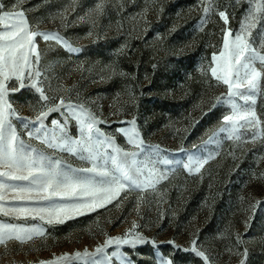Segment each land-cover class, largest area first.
<instances>
[{
    "label": "rangeland",
    "instance_id": "1",
    "mask_svg": "<svg viewBox=\"0 0 264 264\" xmlns=\"http://www.w3.org/2000/svg\"><path fill=\"white\" fill-rule=\"evenodd\" d=\"M3 2L9 6L18 3L20 6L16 10H25L32 30L58 31L74 47L82 49L81 53L74 54L62 48L47 53L49 42L38 39L39 50L47 53L41 61L42 70L52 73L51 84L59 90L58 97H63L66 103L70 100L77 104L79 93V102H87L86 107L98 119L106 121L97 127L108 136H113L119 127L131 131L130 123L121 124L120 121L135 118V128L146 144L161 146L160 155L154 159L156 167L167 171L169 178L157 185L156 192L147 194L150 203L138 206L139 196L146 193L127 191V199H123L125 193L122 192L120 200L107 209L64 225L53 227L29 219L27 226L35 224L43 228L46 235L23 245L11 241L8 251L0 246V264H38L64 253H83L85 249L91 254L109 236H122L133 221L145 225L137 231L154 239L163 257H168L171 251L166 243L168 240L190 247L189 242L198 238L200 249L209 257L208 264H239L246 247L247 264H264V205L257 206L259 201H264V143L259 138L252 142L250 136L241 141L227 140V134L218 133V128L222 116L231 113L230 106L221 104L209 112L208 103L214 102L217 96L226 95V87L218 85L209 70L214 49L218 55V49L223 46V21L218 12L226 11L229 26L239 30L248 9L254 8L255 0L252 3L249 0ZM97 4L104 5L103 14L97 12ZM209 4L211 10L205 14L203 7ZM64 21L68 23L67 28ZM136 51L141 52V59L129 70L121 58L127 52ZM256 66L259 67V62ZM113 71L129 75L114 76ZM38 96L34 90L25 88L19 93H10L9 101L18 116L34 121L40 107ZM235 99L243 105V101ZM121 105L126 109L122 115H110ZM257 111L264 113V96H258ZM206 112L209 114L204 115ZM57 116L62 121L65 113H53L45 122L48 129L52 127L51 119ZM12 123L26 143L53 154L34 138L35 133L30 139L15 117ZM74 124L75 121L69 125L70 134L78 138ZM213 132L218 133L214 137L216 142L204 145L203 141ZM115 142L125 150H135L127 144L123 134L115 135ZM194 145L200 147L194 148ZM181 148L184 151H180ZM209 153H213L214 158L200 174H189L183 168L188 155L205 158ZM55 155H62L73 167L81 166L77 158L67 153L57 151ZM138 159H144V155ZM161 159L173 163L161 164ZM4 196L0 204L8 207L15 201L16 193L8 190ZM0 223L24 221L0 213ZM238 234L243 241L240 244L236 242ZM115 249L116 245H111L105 252L110 254ZM120 251L136 264H156L151 243L135 249L121 245ZM103 256V253H96L90 259L101 260ZM176 259L178 264H204L202 258L183 251L176 254ZM88 262L86 258L71 264ZM113 264L119 261L113 258Z\"/></svg>",
    "mask_w": 264,
    "mask_h": 264
},
{
    "label": "snow or ice",
    "instance_id": "2",
    "mask_svg": "<svg viewBox=\"0 0 264 264\" xmlns=\"http://www.w3.org/2000/svg\"><path fill=\"white\" fill-rule=\"evenodd\" d=\"M252 2L253 0H249V3ZM19 6L18 3L9 6L0 0V26L3 29L0 30V202L5 200L4 192L11 190L16 193L15 201L8 207L0 204V213L5 217L12 216L24 221L19 224L0 223V246H4L5 251H8L7 245L11 241L23 245L46 235L45 230L35 224L27 226L29 219L53 227L64 225L70 220L107 209L120 200L122 192L125 193L123 199H127V191L146 193L139 196L138 206L150 203L147 194L156 192L157 185L169 178L167 171L156 167L154 157L160 155L161 146L146 144L135 128V118L132 121H120L121 124L130 123L133 126L131 131L127 127H119L113 136H108L97 127L106 121L98 119L86 107L87 102H79V93L77 104L70 100L66 103L63 97H58L59 90L51 84L54 78L52 73L42 70V58L47 53H55L57 48H62L69 54L81 53L82 49L74 47L58 31L32 30L25 10H16ZM96 10L103 14L104 5L97 4ZM210 10L211 4L203 7L205 14ZM218 16L223 21V46L218 49V55L214 49L209 70L216 83L226 87V95L215 97L214 102L209 101V112L221 104L229 105L231 113L222 116L218 133L227 134L226 139L230 141H241L250 136L252 142L259 138L264 143V113L257 111L258 96H264V0H255L254 8L248 9L239 30H233L229 26L226 11H219ZM64 23L67 28V21ZM39 38L49 42L47 53L39 50ZM257 62L259 67L256 66ZM113 75L127 77L129 74L113 71ZM25 88L39 94L37 103L40 107L34 121L18 116L9 101L10 93H19ZM128 94L135 100L132 91ZM116 95L119 96L120 93ZM235 98L243 101V105L238 104ZM125 111L121 105L110 115L119 116ZM61 112L65 113L64 119L61 121L59 116L52 118V127L48 129L45 123L48 118L53 113ZM12 117L21 122L20 127L30 139L35 133L34 138L51 149L53 154H46L26 143L13 126ZM73 121V126L79 133L78 138H73L70 134L69 125ZM218 133L213 132L203 144L215 143L214 137ZM117 134H123L127 144L135 150L129 151L117 146ZM183 139L186 140L187 137ZM57 151L77 158L81 166L73 167L62 155H55ZM180 151L184 149L181 148ZM141 154L144 155L142 160L138 159ZM213 158V153L205 158L190 154L183 168L189 174H200ZM159 162L165 165L173 163L169 159H161ZM261 205H264V201L258 202L257 206ZM137 215L140 213L137 212ZM245 223L249 226L248 221ZM143 227L145 225L133 221L131 228L122 236H109L103 245L96 247L94 253L90 254L87 249L83 253H64L47 261H39L38 264H71L86 258H89L88 264H113V258L119 264H136L120 251V246L128 245L135 249L148 243L155 250L156 264H178L176 254L181 251L193 253L202 258L204 264H208L209 257L200 249L198 238L189 242L190 247L168 240L166 243L171 251L168 257H163L159 251L160 245L137 231ZM236 242H243L239 234ZM111 245H116V249L109 254L105 249ZM225 250L232 251L231 248ZM96 253H103V259L91 260L90 257ZM248 254L246 247L242 253L244 258L240 259L239 264H247Z\"/></svg>",
    "mask_w": 264,
    "mask_h": 264
},
{
    "label": "trees",
    "instance_id": "3",
    "mask_svg": "<svg viewBox=\"0 0 264 264\" xmlns=\"http://www.w3.org/2000/svg\"><path fill=\"white\" fill-rule=\"evenodd\" d=\"M141 52L140 51H136V52H127L122 58V62L124 64H126V66L128 67L129 70H133V64L135 63V61H137L138 59H141L140 56Z\"/></svg>",
    "mask_w": 264,
    "mask_h": 264
}]
</instances>
